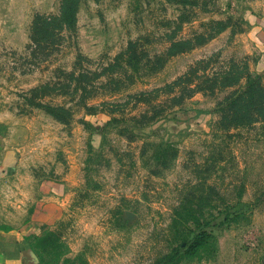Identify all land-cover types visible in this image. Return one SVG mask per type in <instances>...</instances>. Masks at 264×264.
Returning <instances> with one entry per match:
<instances>
[{
	"label": "rangeland",
	"instance_id": "rangeland-1",
	"mask_svg": "<svg viewBox=\"0 0 264 264\" xmlns=\"http://www.w3.org/2000/svg\"><path fill=\"white\" fill-rule=\"evenodd\" d=\"M63 2L0 0V234L52 202L38 264H264V0Z\"/></svg>",
	"mask_w": 264,
	"mask_h": 264
},
{
	"label": "crops",
	"instance_id": "crops-1",
	"mask_svg": "<svg viewBox=\"0 0 264 264\" xmlns=\"http://www.w3.org/2000/svg\"><path fill=\"white\" fill-rule=\"evenodd\" d=\"M18 164L14 147L4 146L0 139V182L13 175ZM58 217L56 204L48 202L44 204L43 211L34 214L32 220L23 227L1 233L0 264H38L32 239L52 228Z\"/></svg>",
	"mask_w": 264,
	"mask_h": 264
},
{
	"label": "trees",
	"instance_id": "trees-1",
	"mask_svg": "<svg viewBox=\"0 0 264 264\" xmlns=\"http://www.w3.org/2000/svg\"><path fill=\"white\" fill-rule=\"evenodd\" d=\"M76 7H74L69 0H64L63 2V8H62V16L61 19L64 21V24L67 22H71V19L74 17V12H75ZM44 23L49 24V19L47 20L42 19ZM51 20V19H50ZM67 264V263H64Z\"/></svg>",
	"mask_w": 264,
	"mask_h": 264
}]
</instances>
